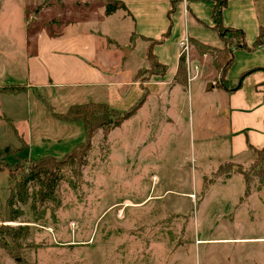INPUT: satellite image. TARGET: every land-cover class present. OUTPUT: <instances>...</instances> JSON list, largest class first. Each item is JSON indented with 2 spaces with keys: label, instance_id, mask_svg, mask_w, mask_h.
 I'll list each match as a JSON object with an SVG mask.
<instances>
[{
  "label": "rangeland",
  "instance_id": "rangeland-1",
  "mask_svg": "<svg viewBox=\"0 0 264 264\" xmlns=\"http://www.w3.org/2000/svg\"><path fill=\"white\" fill-rule=\"evenodd\" d=\"M59 1L0 0V153L8 145L15 150L6 155L8 164L43 155L63 157L85 140L83 123L61 120L52 111L110 99L106 88L69 85L40 87L37 92L28 84L37 76L33 62L47 64L38 55L39 24L59 13L70 21L84 17L83 25H77L82 30L99 7L97 3L86 10L63 0L60 12L52 7L33 21L40 5ZM117 12L95 21L111 40H103L99 51L107 53V75L116 77L122 67L129 73L147 66L141 41L134 40L130 53L123 47L131 33L128 20L119 21ZM182 73L186 79L185 69ZM137 74L142 81L150 76L142 70ZM9 84H25V92L3 93L1 88ZM166 114L168 110L149 114L146 109L107 137L98 128L83 164L75 161L58 169L51 198L40 199L39 184L31 182L26 202L15 201L9 211H17L14 221L5 219V201L21 173L8 178V171L1 170L0 227L23 229L12 233H17L13 242L0 233L11 248L0 246V264H261L264 242L254 237L264 236V209L255 205L251 217L249 209L241 207L225 214L234 215L232 219L222 217L240 188L238 175L233 184L222 183L239 173L247 192L235 206L250 200L264 204L262 163L245 168L232 163L218 167L213 160L204 164L201 159L216 149L215 132L198 119L187 120V105L183 120L169 124L160 118ZM201 165L214 167L201 171Z\"/></svg>",
  "mask_w": 264,
  "mask_h": 264
},
{
  "label": "crops",
  "instance_id": "crops-1",
  "mask_svg": "<svg viewBox=\"0 0 264 264\" xmlns=\"http://www.w3.org/2000/svg\"><path fill=\"white\" fill-rule=\"evenodd\" d=\"M120 1L125 5V9L115 10L118 11L117 19L128 20V34L131 33L123 43V47L130 53L135 47L134 40H139L144 44L146 58L150 39L157 40L169 25L166 14L170 7L169 0ZM39 2L37 1L34 8L40 4ZM71 2L76 7L83 6L86 10H91L93 5L99 3L97 13H94L96 17L88 16L86 27L82 30H78L77 25H83L84 17L70 21L61 18L59 13L39 24L40 29L36 32L38 55L41 54L47 64L43 63L46 65L44 66L34 61L33 71L37 76L30 81L32 83H28L37 92V88L40 87L69 85H89L99 90L106 88L104 90L110 97L107 104L113 109L123 111L142 95V88L145 86L148 89L145 101L130 117L145 112L146 109L149 110V114L151 111L159 112L160 109H164L168 110V115L160 118L171 124L175 120H183L181 115L184 116L187 105V120L198 119L200 125L203 124L204 127L208 125L206 129L215 132L212 139L213 147L216 149L209 152L207 159H201L204 164L213 160L216 162L214 166L220 167L224 163H232L245 168L255 162L258 150H262L264 156V37L261 44L251 47L259 28L264 26V0H228L221 10L222 25L240 28L246 46H250L248 49L241 47L233 49V60L225 70V87L218 85L219 71L213 64L211 53L202 48L203 44L216 49L224 47L222 38L211 27L212 0H179L176 3L172 11L168 35L152 47V53L158 62L166 65L165 72L161 76L150 75L144 81L137 76V73L148 68V59L147 66L143 69L138 68L128 73L123 72L122 67L117 77L107 75L110 71L107 70L108 56L104 51H99V47L103 40L108 39L110 43L111 40L106 32L101 30L99 26L101 22H95L104 20L108 16L104 14L106 1L71 0ZM63 4V0H60L57 4L49 3L45 8L42 7L44 5H40L34 12L33 21L52 7L58 8L60 12ZM47 26H52L49 32ZM131 37L132 44H130ZM184 37L189 39V58L191 63L196 65V69H191V74L194 76L189 80L184 77L183 83L175 79V72L179 62L178 41ZM120 55L119 53V57ZM241 74L244 75L238 87H234ZM92 102L104 101L99 102L94 99ZM212 167L201 165L199 170L205 171ZM234 176H237L235 180L240 183V188L233 198L231 207L224 210L222 217L232 219L234 215L229 218L225 214L233 210L235 214L241 207L249 209L252 217L257 210L254 208L255 205L264 209V204L250 200L249 204L240 202L236 207L240 198L247 192L245 178L239 173L230 174L222 185L233 184ZM254 238L264 242V236ZM259 262L262 264L264 261L259 258Z\"/></svg>",
  "mask_w": 264,
  "mask_h": 264
},
{
  "label": "trees",
  "instance_id": "trees-1",
  "mask_svg": "<svg viewBox=\"0 0 264 264\" xmlns=\"http://www.w3.org/2000/svg\"><path fill=\"white\" fill-rule=\"evenodd\" d=\"M105 7H104V14L108 15L112 13V11L120 8L125 9V5L120 0H105ZM179 0H169L170 7L167 10V18L169 21V25L171 24V15L172 11L175 8L176 3ZM213 6L211 8V17H212V25L216 32L220 35L224 42L223 48H213L208 45L202 46L205 50H208L212 57H213V64L216 69L219 71V84L222 86H226L224 84V75L226 68L231 64L233 60L232 52L234 48H250V46H246V42L244 41L243 31L240 28L235 27H226L223 26L221 23V10L226 5L228 0H212ZM169 25L167 30L160 35L157 40L150 39L149 46L146 49V59H148L149 66L148 68L144 69L146 73L150 75H163L166 69V65L158 62L155 58L154 54L152 53V47L155 43L162 40L166 37L169 33ZM264 37V26L262 25L259 28L258 35L254 39L251 47H254L258 44H261ZM184 71V61L183 58L179 57L178 66L176 69L175 79L185 82L183 72ZM244 74L239 76L237 82L234 84V87H238L241 78ZM142 95L133 103L131 106L123 111H119L117 109H113L105 102H92L87 101L83 104H70L69 108L64 112H54L52 114L54 117H57L64 121L76 120L81 121L83 123L84 128V136L85 140L73 146L70 150H68L63 157L56 158L51 155H43L39 159L36 160H27L25 162H18L8 164L7 160L5 159L6 155L12 154L15 152L14 148L10 149V145L5 146L0 155V171L6 169L8 171V178L15 177L17 171L19 170L21 173L20 178L15 181L14 186L10 189L6 201H5V208L8 213V216L5 218L8 221H14L17 218V214H13L12 211L11 215L9 211H11L13 204L15 201H20L22 203L26 202L27 199V190L28 186L31 182H35L39 184V190L37 192L38 197L43 199V197L51 198L53 187L56 185L57 179V171L58 169L62 168L66 165H71L73 162L77 161L78 163H82V158L86 155L88 150L91 147V139L92 135L98 128L102 127V133L104 137H107V134L112 129L119 126L125 119H128L131 115H133L141 106L142 103L145 101L146 95L148 93V89L144 86ZM2 92L5 94L10 93H18L20 91H25V84H9L3 86L1 88ZM259 158L257 159V157ZM257 157L254 161H259L263 165L264 156L262 150L257 151ZM22 161V160H20ZM82 161V162H81ZM83 164V163H82ZM263 168V167H262ZM15 197V198H14ZM18 232L21 231L23 228L21 225L16 227ZM16 228H9L7 226L0 227V233L6 234L11 241L13 242L16 240L17 233L15 232L14 235L12 234L16 231ZM0 246L4 249L11 251L10 245L5 239V237H0Z\"/></svg>",
  "mask_w": 264,
  "mask_h": 264
},
{
  "label": "built area",
  "instance_id": "built-area-1",
  "mask_svg": "<svg viewBox=\"0 0 264 264\" xmlns=\"http://www.w3.org/2000/svg\"><path fill=\"white\" fill-rule=\"evenodd\" d=\"M184 1V0H183ZM178 58H183L184 61V69L187 73V79L189 80L194 76V74H191V69L195 70L196 65L192 64L189 58V50H190V43L189 39L187 37L182 38L178 41Z\"/></svg>",
  "mask_w": 264,
  "mask_h": 264
}]
</instances>
